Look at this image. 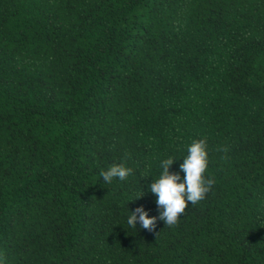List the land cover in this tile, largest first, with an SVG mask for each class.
Here are the masks:
<instances>
[{"label": "trees", "instance_id": "trees-1", "mask_svg": "<svg viewBox=\"0 0 264 264\" xmlns=\"http://www.w3.org/2000/svg\"><path fill=\"white\" fill-rule=\"evenodd\" d=\"M205 138L206 197L130 227ZM0 264H264V0H0Z\"/></svg>", "mask_w": 264, "mask_h": 264}, {"label": "clouds", "instance_id": "clouds-1", "mask_svg": "<svg viewBox=\"0 0 264 264\" xmlns=\"http://www.w3.org/2000/svg\"><path fill=\"white\" fill-rule=\"evenodd\" d=\"M188 153L180 165L184 173L183 179L180 174L169 171L175 160L168 158L162 162L161 176L150 185V192L157 197L156 204L159 209H162L160 215L149 218L143 206L138 207L131 212L127 220L130 227L136 228L139 222L143 229L155 232L158 220L164 221L166 226L176 225L180 216L185 213L189 202L198 204L211 191L214 180L205 177L209 167L207 139L194 141L188 148ZM132 171L123 164H119L111 166L107 171H101L100 176L105 183L110 184L114 178L126 180ZM142 196L143 193L137 199Z\"/></svg>", "mask_w": 264, "mask_h": 264}]
</instances>
